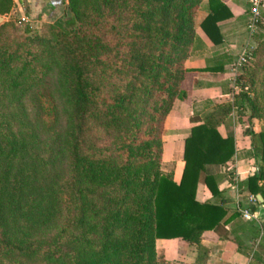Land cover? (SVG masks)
I'll return each mask as SVG.
<instances>
[{"label":"trees","instance_id":"16d2710c","mask_svg":"<svg viewBox=\"0 0 264 264\" xmlns=\"http://www.w3.org/2000/svg\"><path fill=\"white\" fill-rule=\"evenodd\" d=\"M87 1L68 0L79 21L74 31L53 24L39 33L26 24L10 35V22L0 25V264H164L157 238L200 247L203 231H219L235 215L226 217L220 201L195 197L206 165H223L235 152L233 136L218 131L232 106L249 108L248 118L263 124L245 132L254 157L260 147L246 186L264 205V85L251 94L240 80L232 104L191 117L179 182L161 166L165 118L176 99L191 97L185 62L204 0H139L130 10L129 41L119 53L116 47L113 85L95 78L107 62L86 48L100 39ZM206 3L198 27L217 45L218 22L232 13L222 0ZM13 5L0 0V15ZM258 38L259 59L264 34ZM96 127L113 135L108 149L89 136ZM204 183L213 196L220 193L216 175L206 174Z\"/></svg>","mask_w":264,"mask_h":264},{"label":"crops","instance_id":"0c3cea01","mask_svg":"<svg viewBox=\"0 0 264 264\" xmlns=\"http://www.w3.org/2000/svg\"><path fill=\"white\" fill-rule=\"evenodd\" d=\"M25 1L29 7V15L33 17L44 8L46 0ZM222 1L232 13L230 18L218 22L222 41L217 45L213 44L198 25L196 26L195 45L185 62V66L192 69L191 97L189 101L176 99L164 121L161 166L164 171L173 172L176 182H179L184 164V139L188 136L190 127L195 124L191 117H201L216 104H232L234 101V82L238 85V76L229 66L243 48L244 43L239 44V28H245L249 2ZM207 11L204 0L197 12V15L202 12L198 23ZM237 109L232 106L228 117L218 127L223 137L228 134L233 136L235 152L223 165H206L199 175L195 195L200 202L220 201L227 211L226 217L235 215L223 223L219 231H203L200 247L180 237L157 238L156 252L164 264H264V237L261 236V232H264V205L251 200V196L256 197L246 186V178L252 173L251 165L246 164L247 157L241 154L242 151L252 149V137L245 132L244 126L257 132V119H249L242 114L244 111L238 113ZM246 118L247 123H241ZM248 121L254 123L253 126ZM240 163L245 166L242 171L239 170ZM206 174L217 176V187L220 191L218 195L213 196L205 185ZM244 207L255 212L256 219H244L240 212Z\"/></svg>","mask_w":264,"mask_h":264},{"label":"rangeland","instance_id":"374dc122","mask_svg":"<svg viewBox=\"0 0 264 264\" xmlns=\"http://www.w3.org/2000/svg\"><path fill=\"white\" fill-rule=\"evenodd\" d=\"M14 1V0H13ZM139 0H89L87 5L89 7V18L92 28L97 29L99 38L94 39L86 48L91 56H95L97 53L103 52V62L102 68L95 72V78L102 82V84L113 85L115 83V75L117 73L114 71L116 64V47H118V53L123 51L126 43L129 41V35L126 34L131 28V16L130 10ZM84 4V0H81V4ZM202 4V3H201ZM202 9V8H201ZM198 12V11H197ZM201 13L196 14L195 27L198 25V17H201ZM0 25L3 22H10L9 33L10 35L21 34L24 30L26 24L33 30L39 33H48L49 27L53 24H59L60 26H65L71 30H77L79 21L73 20L72 13L68 7V0H46L44 8L35 16L30 17L29 7L25 0H19V2H14V5L7 15H0ZM21 18H25L22 21ZM69 21L67 22L66 20ZM260 25L257 27L256 32L249 36L246 27L241 26L239 28V44L246 43L252 44V57L249 59L248 63L242 67L235 75L241 80V83L247 86V90L252 93L256 92L259 94L264 85V55L261 58H257L253 54L254 48L257 47L259 43V35L264 34V7L261 8ZM116 25V33L113 32V26ZM14 27V28H13ZM13 28V29H12ZM118 39V44L115 46L116 40ZM241 51V50H240ZM240 53V52H239ZM238 53V54H239ZM237 54V55H238ZM237 57V56H236ZM230 69V66H229ZM255 73V88L253 90L250 86L251 74ZM251 76V77H249ZM253 77V78H254ZM255 89V90H254ZM234 93L238 92L237 89H233ZM47 105V103H45ZM237 109V108H236ZM244 111V112H243ZM238 113L244 114L246 117L249 115V108H244V110L237 109ZM252 126L254 123L248 121ZM241 123H247V118ZM250 126V125H249ZM263 126L262 122L257 121V131ZM245 130L249 129L248 126H244ZM90 137L95 138L97 147L103 146L104 149L110 147L112 134L104 131L103 129L96 127L91 130ZM256 137V135H254ZM257 141V138H256ZM256 157L252 156L254 153L252 149L248 151H242L243 157H247L246 164L251 165V172L254 171L257 164L260 163V147L259 143L256 144L255 149ZM243 164V163H242ZM245 166L239 164V170L242 171ZM50 232V229L46 230ZM20 260H15V264H20ZM6 264H11L8 261ZM25 264V262H24ZM46 264V263H38Z\"/></svg>","mask_w":264,"mask_h":264},{"label":"built area","instance_id":"2783aa9c","mask_svg":"<svg viewBox=\"0 0 264 264\" xmlns=\"http://www.w3.org/2000/svg\"><path fill=\"white\" fill-rule=\"evenodd\" d=\"M249 2V9L246 16V30L249 36H252L258 27V23L261 17V8L263 0H248ZM22 21H25V18H21ZM252 44L246 43L244 47L241 49L240 53L237 57L233 60L230 65V70L236 74L242 67H244L249 59L252 57ZM238 84V83H237ZM234 88L237 91L241 90L240 85H236L234 82ZM244 90H247V86L243 85ZM252 201H256V197L251 196ZM241 216L246 220H253L256 219L255 212H252L249 207H244L240 209ZM261 236L264 237V232H261Z\"/></svg>","mask_w":264,"mask_h":264},{"label":"water","instance_id":"95a60500","mask_svg":"<svg viewBox=\"0 0 264 264\" xmlns=\"http://www.w3.org/2000/svg\"><path fill=\"white\" fill-rule=\"evenodd\" d=\"M1 19V18H0ZM256 199L258 202H262L263 201V198H262V195L260 193L256 194Z\"/></svg>","mask_w":264,"mask_h":264}]
</instances>
